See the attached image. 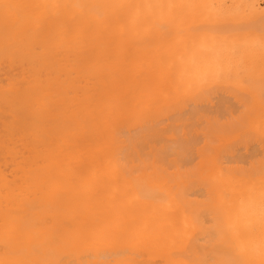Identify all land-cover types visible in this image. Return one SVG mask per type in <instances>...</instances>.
Wrapping results in <instances>:
<instances>
[{
  "label": "bare ground",
  "instance_id": "bare-ground-1",
  "mask_svg": "<svg viewBox=\"0 0 264 264\" xmlns=\"http://www.w3.org/2000/svg\"><path fill=\"white\" fill-rule=\"evenodd\" d=\"M261 0H0V264H264Z\"/></svg>",
  "mask_w": 264,
  "mask_h": 264
},
{
  "label": "rangeland",
  "instance_id": "rangeland-1",
  "mask_svg": "<svg viewBox=\"0 0 264 264\" xmlns=\"http://www.w3.org/2000/svg\"><path fill=\"white\" fill-rule=\"evenodd\" d=\"M261 6L264 7V0H261Z\"/></svg>",
  "mask_w": 264,
  "mask_h": 264
}]
</instances>
